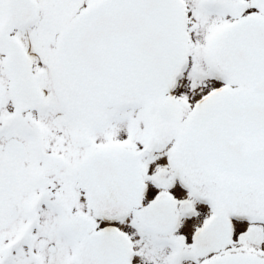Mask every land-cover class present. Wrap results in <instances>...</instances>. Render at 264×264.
<instances>
[{"label":"snow or ice","instance_id":"1","mask_svg":"<svg viewBox=\"0 0 264 264\" xmlns=\"http://www.w3.org/2000/svg\"><path fill=\"white\" fill-rule=\"evenodd\" d=\"M0 264H264V0H0Z\"/></svg>","mask_w":264,"mask_h":264}]
</instances>
